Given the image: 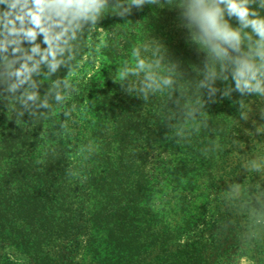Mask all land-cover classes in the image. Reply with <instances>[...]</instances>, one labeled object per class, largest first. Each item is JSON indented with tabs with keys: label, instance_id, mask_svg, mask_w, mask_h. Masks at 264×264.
<instances>
[{
	"label": "trees",
	"instance_id": "obj_1",
	"mask_svg": "<svg viewBox=\"0 0 264 264\" xmlns=\"http://www.w3.org/2000/svg\"><path fill=\"white\" fill-rule=\"evenodd\" d=\"M169 15L105 37L99 68L47 119L15 123L0 111V250L11 247L21 264H230L241 256L264 264V234L247 239L249 219L227 193L259 174L234 163L233 147L211 150L215 137L231 145L236 106L206 104L209 128L197 131L196 122L181 123L176 94L144 102L114 80L141 32L152 25L161 34ZM120 22L106 17L101 26ZM169 45L196 61L179 34L169 33ZM83 102L85 125L77 116ZM242 125L254 131L250 121ZM232 138L244 143L241 154L251 151L242 130Z\"/></svg>",
	"mask_w": 264,
	"mask_h": 264
},
{
	"label": "clouds",
	"instance_id": "obj_2",
	"mask_svg": "<svg viewBox=\"0 0 264 264\" xmlns=\"http://www.w3.org/2000/svg\"><path fill=\"white\" fill-rule=\"evenodd\" d=\"M145 10L150 16L133 22L131 17ZM163 11L170 14L164 32L154 35L152 25L142 31L131 59L116 65L114 80L144 102L176 94L181 123L196 122L197 131L209 128L206 104L228 100L236 106L229 116L231 145L215 137L211 150L233 147L234 163L248 176L259 174L255 182L231 183L227 190L249 219L247 239L259 238L264 234V0H0V111L15 123L47 119L77 91L79 80L72 77L85 48L91 56L107 45L105 37L124 26L134 31ZM106 17L123 22L106 30L101 26ZM169 33L179 34L198 54L196 61L173 52ZM71 110L64 116L70 118ZM242 121H250L254 131ZM240 130L252 144L244 154V143L232 138ZM85 147L94 150L92 141Z\"/></svg>",
	"mask_w": 264,
	"mask_h": 264
},
{
	"label": "rangeland",
	"instance_id": "obj_3",
	"mask_svg": "<svg viewBox=\"0 0 264 264\" xmlns=\"http://www.w3.org/2000/svg\"><path fill=\"white\" fill-rule=\"evenodd\" d=\"M98 35V34H97ZM86 54L80 59V66L77 72L73 75V80H79L78 84L83 83L90 75H92L100 66L101 59V50H93L91 56ZM85 103L80 107V111L77 113L78 121L85 125L87 121L88 111L85 108ZM157 188H155L156 190ZM157 203H162L163 201H156ZM25 259L15 253H13L11 247H6L3 250H0V262L1 264H11L12 262H17L19 264L23 263ZM230 264H252V260L248 256L234 257L232 263Z\"/></svg>",
	"mask_w": 264,
	"mask_h": 264
}]
</instances>
